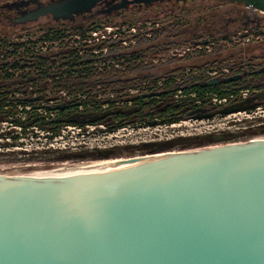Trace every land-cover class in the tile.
I'll use <instances>...</instances> for the list:
<instances>
[{
	"label": "water",
	"instance_id": "1",
	"mask_svg": "<svg viewBox=\"0 0 264 264\" xmlns=\"http://www.w3.org/2000/svg\"><path fill=\"white\" fill-rule=\"evenodd\" d=\"M105 1L55 0L19 23L43 17L73 21ZM190 1L197 0H116L107 3L106 13L122 16L134 9ZM212 1L264 12V0ZM243 76L231 75L222 82ZM219 83L216 78L206 81L207 86ZM261 99L264 95L188 115H227L252 109ZM131 112L73 113L55 121L88 124ZM237 137L207 135L129 145L122 149L131 154L149 149L139 157L62 177L0 175V264H264V140L163 153L178 144ZM118 157L114 150H97L59 158Z\"/></svg>",
	"mask_w": 264,
	"mask_h": 264
},
{
	"label": "built area",
	"instance_id": "2",
	"mask_svg": "<svg viewBox=\"0 0 264 264\" xmlns=\"http://www.w3.org/2000/svg\"><path fill=\"white\" fill-rule=\"evenodd\" d=\"M253 10L258 15L264 16V12ZM156 28H159V26L157 24L154 25L151 19L146 22L140 21V23L135 25L102 23L76 31L67 30L59 39L41 40L37 44H29L27 48H31L35 54L44 57L55 56L61 58L70 54L72 49H76L78 50L77 57L80 61L91 62L92 66L96 68L98 64L103 63V69L99 70L103 74L98 79L88 77L87 79H90L89 81L95 85L90 86L91 89H86L82 92L79 90L73 91V89L68 88L70 85L62 89H56L51 78H46L43 81H39L35 86L29 85L23 92L15 93L16 98L27 97L30 98L31 102L28 104L17 102L7 104L5 110L14 107L15 112L5 120L0 121V143L3 146H8L12 143L20 145L28 136L32 138L39 134H45L48 137H52L58 134L62 128L66 132H70L72 135L74 133L81 138L77 145L85 146L83 148L85 150L94 151L113 150L117 146L123 148L129 145L136 146L141 143H164L176 139H193L207 135L235 134L238 137L221 143L178 144L163 151V153L196 151L222 143L264 140V132H259L258 130L264 127L263 99L252 109L241 110L227 115L216 114L211 118L202 119H197L194 116L167 117L165 119L158 117L148 119L146 117L114 129L107 128L106 121H99L88 124L64 125L56 133H53L52 129L42 130L29 122L31 119L41 117L45 122L50 123L57 117V108L59 106L69 105L76 110L75 113H102L105 111L133 110L136 108V99L145 100V98H137L141 95H151L150 97L154 101H160L162 99L160 92L166 87L164 79H157L152 83L140 82L134 86L130 84L120 86V80L125 81L129 77L123 75L124 67L115 61V58L121 55L140 50L137 49L139 46H146L147 49H150L156 43H159L153 33ZM241 35V33H238L235 38L240 39L242 45H249L251 42H261L262 40L260 35H249L240 38ZM52 47H57V51H52ZM168 52L174 59L179 60L190 54L199 55L200 52H211V48L202 43H197L187 47L186 45L174 46ZM105 63L108 64L105 65ZM104 68L107 71L119 72L111 74L109 72L108 74L104 72ZM194 74L201 75L207 80L231 76L230 68L227 66L197 71ZM130 79L133 78L130 77ZM176 81L179 83L180 80L176 79ZM46 84H49V86H46ZM256 95H264V83L260 86L234 91L224 96L216 93H207L201 99H197L196 93L178 89L169 94V96L166 95V99L169 104L181 107L182 111L190 112L196 109H205L207 112H213L231 104L243 102ZM184 103H186L185 107H183ZM89 137L95 138L89 139ZM112 138L115 139L111 140ZM120 138H124V140L118 141ZM118 143L120 144L118 145ZM127 155L128 157H124ZM130 156L139 157L142 155L139 153L124 154L109 160L127 159L131 158ZM101 161L108 160L96 162Z\"/></svg>",
	"mask_w": 264,
	"mask_h": 264
},
{
	"label": "trees",
	"instance_id": "3",
	"mask_svg": "<svg viewBox=\"0 0 264 264\" xmlns=\"http://www.w3.org/2000/svg\"><path fill=\"white\" fill-rule=\"evenodd\" d=\"M195 2L196 1H190L186 4V6L192 5L189 10H206L200 5H194ZM182 10L183 8L176 9V13H179ZM168 15L173 14L169 13ZM205 15H207V13ZM198 19L199 21H197ZM204 20L205 19L203 15H201L195 17L192 23L186 18H179L175 21H172L168 25L160 26L159 28H156V31L153 32L156 39L159 41V43H157L154 47H151L150 49L148 48L143 51H131L126 55L124 54L118 58H115V61L124 67L123 75H130L135 67L144 65L146 54H149L153 58L159 55V53L162 51H168L174 46L184 45L180 44L175 39L176 37H180V35L183 33L186 35V37L189 38V41L187 42H190L189 44L185 43V45L197 43L201 44L204 40V37L211 41H215L216 39H214L212 36L207 37L204 36V34H198L199 30H197V25L195 23L200 21L203 22ZM134 22H136V18L125 19L123 21L119 18H114L112 20L92 23L91 26L93 27L102 23H124L131 25ZM69 27L62 28L64 30L56 27L50 29L49 31H44L36 41H33L31 38H27L25 41H9L7 39H4V37L0 38V52L5 49L10 50H7L4 54H2V57L0 58V121L5 120L9 115L15 112L14 107L5 110L7 104H11L12 102L28 104L29 102H31L30 98L27 97H15V93L25 91L26 87H28L29 85L35 86L39 81H43V79L46 78H51L52 83L54 84V87L56 89H62L70 85V87L68 88L73 89V91L79 90L82 92L86 89H91L90 86L95 85L94 83H91L89 81L90 79H87L88 77L92 79H98L100 76H102L103 73H101L96 67L92 66L91 62H82L79 60V58L77 57L78 50L76 49H72V52H70V54H68L67 56L57 58L55 56H40L38 54H35V52L31 48H27L29 44H36L41 40L59 39L65 33V31H67L66 28ZM74 28L78 29V27ZM79 29L81 28L79 27ZM238 33L242 34L240 38H244L245 36L249 35H264V32L259 30L249 31L248 33H244L242 30H240L238 31ZM238 33L236 34V37ZM221 40H224V38H222ZM204 44L208 43L204 42L203 45ZM204 54V52L199 53V55ZM188 58L189 56H186L184 59H179V61L186 60ZM251 61L252 59L249 58L245 61H240V63H235L236 61H234L233 58H225L220 61H212L199 67H191L188 69L179 67L176 69H172L161 77H152L149 75L139 76L133 79H130L129 77V79L125 81L120 80V86H127L129 84L134 86L140 82L152 83L157 79H164L166 87L160 92V95L165 97L166 95L169 96V94L178 89H183L185 92L196 93L197 99L203 98L204 94L207 93H216L220 96H224L234 91H239L241 89L250 88L253 86H260L262 84L261 81H259V78L261 76H264V72L259 73V70L257 71V69H253L254 66H252V64L250 63ZM220 66L229 67L230 75L242 74L244 76L238 81L229 83L222 82L225 77H217V79L220 80V83L218 85L207 86V79H205V77L194 74L197 71H204ZM104 72L108 74L110 72L111 74L119 71H107L106 68H104ZM176 79L180 80L179 83H177ZM46 86H49V84H46ZM135 104L136 108H138L139 110L135 118L137 120H140V111H142V108H144V101L136 99ZM174 106L175 105L170 104V108H173ZM185 106L186 103H184L183 107ZM178 108L181 110V107ZM75 112L76 110L74 108L66 105L62 110L58 109L57 117L50 123L45 122L41 117L31 119L29 122L33 125L38 126L42 130L52 129V132L56 133L64 125H77L75 123L55 121L58 117L65 119ZM186 113L187 111H182V114ZM155 115H159L158 112H155ZM105 120L106 118L101 120L100 122H104ZM121 154V152L116 151V155L120 156Z\"/></svg>",
	"mask_w": 264,
	"mask_h": 264
},
{
	"label": "rangeland",
	"instance_id": "4",
	"mask_svg": "<svg viewBox=\"0 0 264 264\" xmlns=\"http://www.w3.org/2000/svg\"><path fill=\"white\" fill-rule=\"evenodd\" d=\"M202 2L196 1L194 5H201ZM203 4V3H202ZM204 5V4H203ZM192 5H187L183 8V10L179 13L168 15L165 10L161 11L159 6H154L146 10V12H141L136 14L134 18H136V22L131 25H135L136 23H140V21L146 22L151 19L153 24H157L159 27L163 25H168L172 21H175L179 18H186L193 22L195 17L206 14L209 15V12L212 13L213 10H189ZM192 19V20H191ZM45 17L42 18L37 24L31 25L27 28V32H32L33 34H24L23 31H18L16 35L6 32L0 33V38L4 37L9 41L21 40L25 41L27 38H31L33 41H36L37 38L42 35V32L49 31V28L40 29L42 24L47 22ZM264 23V21H263ZM45 25V24H44ZM69 27L68 25H60L57 28L64 30L62 28ZM56 28V27H55ZM69 31H76L77 28H66ZM215 41H211L204 37L202 44L205 46H209L211 48V52H206L204 55H189V58L186 60H176L174 57L170 55L168 51L160 52L156 57H151L149 54L145 55L144 65L140 67H135L130 75H124L125 77H139L144 75H149L152 77H161L172 69H176L179 67L182 68H191V67H199L210 63L212 61H220L225 58H233L235 63H240V61H245L249 58L252 59L250 62L253 69L256 66L262 65V54L263 49L258 47L259 42H251L249 45H242L240 39L235 38L233 35H225L222 33H216L214 35ZM19 37V38H18ZM261 38H264V35H260ZM176 41L180 44L188 43V37H176ZM224 38V40H221ZM196 41V40H195ZM190 43V42H189ZM188 43V44H189ZM264 43V42H260ZM37 44V43H36ZM157 44V43H156ZM155 45V44H153ZM191 45V44H190ZM152 46V44H150ZM158 46V45H157ZM188 45H186L187 47ZM254 47V48H253ZM57 47H52V51H57ZM137 49L145 50L146 46H139ZM7 50L5 49L0 52V58L2 54H4ZM10 51V50H9ZM184 59V58H183ZM264 59V58H263ZM151 62V63H150ZM108 63H105L107 65ZM103 63L98 64V70L103 69ZM261 67L257 68V71L260 70ZM256 70V69H255ZM115 132V131H113ZM259 133V132H256ZM259 135V134H258ZM95 137H89V139H93ZM81 138L73 135L70 132H66L64 128H62L58 134L52 137H48L45 134H39L29 138V136L20 144L17 145L15 143L9 144L8 146H3L0 143V175L6 176H40L46 177L48 173H52L57 171L60 168H69V167H85L92 164H95L96 161L100 159H76V160H60V156L65 153H74V152H84V151H94V150H85L83 149L85 146H79L78 141ZM87 139V138H85ZM112 138L111 140H114ZM124 138L118 139V141H123ZM89 141V140H88ZM121 143V142H120ZM118 143V145L120 144ZM94 144V143H93ZM116 149H120L121 147L117 146ZM124 157H128L124 156ZM132 157V156H130ZM52 171V172H51Z\"/></svg>",
	"mask_w": 264,
	"mask_h": 264
},
{
	"label": "flooded vegetation",
	"instance_id": "5",
	"mask_svg": "<svg viewBox=\"0 0 264 264\" xmlns=\"http://www.w3.org/2000/svg\"><path fill=\"white\" fill-rule=\"evenodd\" d=\"M29 0H0V33H6V32H12L10 33L13 35H16L18 31H23L24 34H33L32 32H27V28L31 25L37 24L42 18H39L36 22L31 23H19L20 20L31 14L32 12L36 11L38 8H41L45 6V4L53 2L55 0H34L33 2H26ZM116 2V0H106L103 4L97 6L92 10L90 14L85 15H79L76 16L73 21H58L55 22L52 20L51 17H46L47 22L42 24L40 29H52L57 26H64L68 25L70 27H91L92 23L95 22H101L106 20H112L114 18H119L122 21L125 19H131L136 17L135 15L141 12H146V10H131L124 13V15L118 14H107V3H113ZM201 3V7H204L205 9H211L213 10L212 13L209 12V15H205L202 13L204 17V21L196 22L197 30H199V35L204 36H212L216 33H222L223 36L225 35H236L238 31L242 30L244 33H248L249 31H262L264 32V16L258 15L256 11L253 9H250L248 7L243 6H237V5H231V4H222L217 3L212 0H199ZM160 7V10L165 12L167 14H176V9L184 8L185 5H179L176 3H163L157 5ZM201 16V15H200ZM44 18V17H43ZM199 21V19L197 20ZM38 25V24H37ZM186 35L183 33L180 35V37H185ZM177 39V38H175ZM174 39V40H175ZM222 39V38H221ZM261 42H264V38H262ZM260 47L262 51V54H260V57H262V65H259L261 69H264V43H258L257 45ZM254 48V47H253ZM259 66H256L255 68H258ZM259 81L261 83H264V76H261L259 78ZM125 110H120V112H123ZM138 108L133 109V112L131 113H119L113 116H110L106 118V124L107 128L114 129L118 128L120 126H125L129 123H134L138 121L135 116L138 114ZM141 118L144 119L148 117V119H154V118H162L165 119L167 117H185L189 116L187 112L186 114H182V110H180L176 105L173 108H170L169 102H167V99L165 96H162V99L160 101H154L152 97H147L144 100V108H142V111H140ZM155 112H158L159 115H155ZM167 116V117H165ZM190 117H193V115H190ZM259 132L264 131V127H261L258 129ZM143 144H150V143H141L140 146ZM138 145V146H139ZM149 148H147L145 151H133V153H139L141 155H144L146 151ZM114 151L121 152V155L124 154H131V151H124L122 148L120 149H113Z\"/></svg>",
	"mask_w": 264,
	"mask_h": 264
},
{
	"label": "bare ground",
	"instance_id": "6",
	"mask_svg": "<svg viewBox=\"0 0 264 264\" xmlns=\"http://www.w3.org/2000/svg\"><path fill=\"white\" fill-rule=\"evenodd\" d=\"M116 161H120V160H108V161H101V162H96L95 164L89 165V166H85V167H69V168H60L55 172L52 173H48L46 175V177H62V176H66V175H71L74 173H79V172H83V171H92L93 169L99 168V167H103L105 165H108L112 162H116Z\"/></svg>",
	"mask_w": 264,
	"mask_h": 264
}]
</instances>
